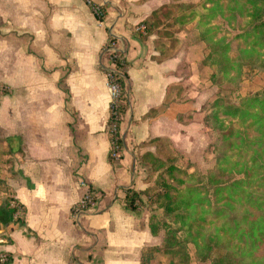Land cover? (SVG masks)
<instances>
[{"label": "crops", "instance_id": "crops-1", "mask_svg": "<svg viewBox=\"0 0 264 264\" xmlns=\"http://www.w3.org/2000/svg\"><path fill=\"white\" fill-rule=\"evenodd\" d=\"M167 1L103 0L99 22L84 0H0V207L12 197L24 221L0 223L6 264H140L143 248L161 246L149 212L124 208L127 188L152 184L169 156L194 160L209 129L201 104L214 91L181 46L194 18L180 22L175 12L153 22ZM108 44L128 60L115 159ZM81 179L96 198L75 217Z\"/></svg>", "mask_w": 264, "mask_h": 264}, {"label": "trees", "instance_id": "trees-1", "mask_svg": "<svg viewBox=\"0 0 264 264\" xmlns=\"http://www.w3.org/2000/svg\"><path fill=\"white\" fill-rule=\"evenodd\" d=\"M221 1L207 0L209 6L203 3L206 12L199 20L203 26L198 31V38L208 47L204 63L212 70L211 83L216 82L218 74L235 79L231 72L235 61L229 55V41L225 35L214 38L216 27L209 25V18L214 14H220L227 22L242 19L244 28L239 36L245 43H250L253 53L264 59V0H226L225 5ZM224 8L229 9L228 15L224 14ZM101 13V19H104L105 4ZM190 17L195 16L182 12L178 20L184 22ZM243 17H246L244 21ZM109 40L113 37L109 36ZM107 59V75L119 86L115 114L109 106L107 130L109 133V126L116 117L115 129L120 135L121 119L128 105V60L118 50L108 53ZM208 115L215 122L213 129L218 140L213 167L205 172H193L177 164L174 156H169L152 184L142 191L127 188L125 209L138 215L143 194L163 213L162 218L156 215L155 208L149 213L151 233L157 235L164 231V236L161 246L143 248L140 264H152L156 254L171 253L175 251L172 247L181 248L184 242L192 243L202 260L215 257L212 253L219 251L215 261L220 263L228 258V264H264V88L252 91L238 101L217 95L210 102ZM232 118L243 122L251 133L235 128ZM227 172L231 176L235 173L240 176L225 181L222 176ZM0 181L5 184L4 179L0 178ZM11 199L6 197L2 201L0 223L23 224V219L14 216L16 206L11 204ZM170 222L176 224V228Z\"/></svg>", "mask_w": 264, "mask_h": 264}, {"label": "rangeland", "instance_id": "rangeland-1", "mask_svg": "<svg viewBox=\"0 0 264 264\" xmlns=\"http://www.w3.org/2000/svg\"><path fill=\"white\" fill-rule=\"evenodd\" d=\"M223 4L225 5L226 0H222ZM176 8L174 7V4H177ZM203 3L207 4V6L210 5V3H207V0H168L163 5L159 6L153 13V22L157 24V21L163 22L161 20L162 16H171V14H175V12H185V14L189 13L191 15L194 14L195 17L192 23H186L184 29L188 30V34L183 32L181 36H183V40L185 41V44H181V46L185 47L188 51L187 58L199 60L201 66L200 71L201 74L207 77L208 83L211 82V71L210 68L205 64L204 57L206 56V52L208 51V47L205 45L204 41L198 38V31L203 26L201 23H199L201 15L206 12L204 10V7L202 6ZM181 4V5H180ZM173 6V7H171ZM159 11V12H157ZM224 14H229V9L224 8ZM215 16H211L209 19V25L216 27L214 29L215 36L214 38H219L221 35H225L226 38L229 41V55L232 60L235 61L234 70H232V74L235 77L229 78V77H222L221 74H218V76L215 78V83H210L209 86H214V91L208 98L204 100V102L201 104V110L204 111V122L205 125L209 127L207 129L206 134L204 135V148L199 151V153L196 155L194 160L188 159L184 155L181 157L178 156L175 157L174 161L186 168L189 169V171L193 172H205L208 168H211L215 165V147L218 144V140L215 136V131L213 129V126L215 125L214 120L208 115V112L210 110V102L213 98H215L217 95L223 96L226 100H234L238 101L239 98H241L244 95L249 94L252 91L259 90L261 88H264V59H260L257 53H253L254 50L250 46V43H245L241 36H239L240 32H243V22L242 19L239 21L231 20L227 22L225 18H223L220 14H214ZM246 19V17H243V21ZM152 22V23H153ZM173 25V24H172ZM152 29V28H150ZM174 27H172L169 24V27L167 30H173ZM191 30V31H189ZM193 30L195 33H193ZM183 41V42H184ZM193 41V42H192ZM187 42L192 45L194 44V51L191 49L192 46L188 47ZM254 56V59L252 57ZM200 58V59H199ZM203 58V59H202ZM254 62V64H252ZM207 81V80H206ZM206 84V82L204 83ZM232 122L235 125V128L243 131L247 130L251 133V130L249 128H246L243 122L238 120L237 118H232ZM4 160H7L6 157L3 156V152L0 151V171ZM168 160H165V162L162 164V166L159 168V170L167 163ZM158 170V171H159ZM157 174V173H156ZM240 176L239 173H235V175L231 176L227 172L224 174L223 180H231L232 178ZM5 187L4 183H1L0 181V190ZM144 200L140 201L138 206L139 209L147 210L149 213L152 211L153 207L149 201V199L146 196H143ZM21 209L22 206H20ZM154 212L156 215L160 218L163 217L162 210L159 208H155ZM23 214V213H22ZM170 225L173 228H176V224L170 222ZM161 234V235H160ZM160 236H164V231L160 232ZM179 236H182V233H178ZM175 249V251H172L171 253H162V254H156L155 258L151 261L152 264H228L229 259H224L222 263L215 261L219 256V251H215L212 254H215V257L207 258L205 260H202L196 255L195 247L190 242H184L182 244V247H172Z\"/></svg>", "mask_w": 264, "mask_h": 264}, {"label": "built area", "instance_id": "built-area-1", "mask_svg": "<svg viewBox=\"0 0 264 264\" xmlns=\"http://www.w3.org/2000/svg\"><path fill=\"white\" fill-rule=\"evenodd\" d=\"M85 3L89 6L90 10L92 13L95 15L97 20L101 22L104 19H101L102 15V6H103V0H84ZM144 24L140 23L137 25L136 29L137 30H143L144 29ZM109 53L114 51V47L112 44H108L107 50ZM108 82L111 90V101H110V106H111V112L115 114L116 109L115 107L117 106L118 102V96H119V86L118 83L114 80H110L108 77ZM110 131H109V138H110V149H109V155L111 159H115L119 156L121 148H122V143L120 142L121 138L120 135L117 134L116 132V117L113 118V121L111 125L109 126ZM79 184L83 188V192L79 198H77L74 203L71 206V214L73 216H77L78 213L84 209L87 208L89 205L93 204L95 201V194L92 189V187L85 181V180H80ZM11 204L13 206H16V211L14 213L15 217H20V214L22 213V210L20 208V205L16 201H12ZM5 235L3 233L2 227L0 225V242L5 241ZM9 254L7 251H0V264H6V262L9 260Z\"/></svg>", "mask_w": 264, "mask_h": 264}]
</instances>
